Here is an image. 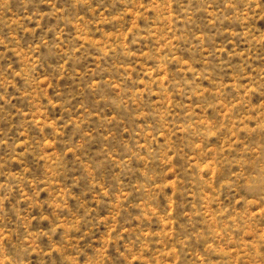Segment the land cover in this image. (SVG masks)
<instances>
[{
    "label": "rangeland",
    "instance_id": "374dc122",
    "mask_svg": "<svg viewBox=\"0 0 264 264\" xmlns=\"http://www.w3.org/2000/svg\"><path fill=\"white\" fill-rule=\"evenodd\" d=\"M0 264H264V0H0Z\"/></svg>",
    "mask_w": 264,
    "mask_h": 264
}]
</instances>
